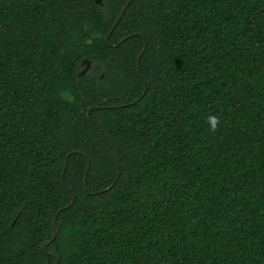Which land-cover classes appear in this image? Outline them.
Listing matches in <instances>:
<instances>
[{"label":"trees","instance_id":"trees-1","mask_svg":"<svg viewBox=\"0 0 264 264\" xmlns=\"http://www.w3.org/2000/svg\"><path fill=\"white\" fill-rule=\"evenodd\" d=\"M128 1L0 0V264H264V0Z\"/></svg>","mask_w":264,"mask_h":264},{"label":"water","instance_id":"water-1","mask_svg":"<svg viewBox=\"0 0 264 264\" xmlns=\"http://www.w3.org/2000/svg\"><path fill=\"white\" fill-rule=\"evenodd\" d=\"M94 1H95V3H96L98 6H103V4H104V0H94ZM132 1H133V0H129V1L124 5L123 9L121 10V12H120V14H119V16H118V18H117V21L115 22L114 26L112 27V29L110 30V32H109L108 35L106 36V41H107V42H108V40H109L111 34L113 33L114 29L116 28V26H117L118 23L121 21L123 15H124L125 12L127 11L128 7H129L130 4L132 3ZM135 35L142 36L141 34H132V35L127 36L126 38H124L122 41H126L128 38H131V37H133V36H135ZM142 37H143V36H142ZM146 47H147V42H144V50L146 49ZM142 55H143V52H142V53L140 54V56L138 57V70H139V71H140V60H141V56H142ZM82 66L84 67V69L82 70L81 75H84V74H86V73L89 71V69H90V67H91V63L86 59V60H84V61L82 62ZM140 76H141V78H142L141 71H140ZM143 84H144V92H143V94H145L146 91H147V85H146V83H145L144 80H143ZM98 109H104V108H103V107H90V108L88 109V111H87V115H88V117H89L90 120H91V117H90L91 112H92V111H95V110H98ZM99 132H100V134L103 136V138H104V140H105V142H106V144H107V146H108V148H109V151H110L112 157L114 158V160H115V162H116V164H117V166H118V168H119V170H120L119 163L117 162V160H116V158H115V155H114V153H113V151H112L110 145L108 144L107 138L104 136V134H103L102 131L99 130ZM74 153L79 154V152H74ZM68 157H69V156H67V158H68ZM66 168H67V161H66V163H65L64 170H63V175H62L63 179H64V177H65ZM89 168H90V160L88 159V167H87V171L89 170ZM87 171H86V173H87ZM119 172H120V171H119ZM86 180H87V179H86V174H85V178H84L85 188H87ZM75 198H76V197L74 196V197H73V201L75 200ZM73 201H72V202H73ZM61 211H62V209H60L58 213H60ZM57 215H58V214H57ZM57 215L55 216V219H54V221H53V232H54V234H53V238H52L49 242H46V243H44V244L42 245V249H43V251H45V252H47V246L49 245V243L52 242V241L57 237V232H58L57 227H56ZM47 253H48V252H47ZM54 257H55V259H56L55 264H58V263H59V257H58L56 254H54Z\"/></svg>","mask_w":264,"mask_h":264},{"label":"clouds","instance_id":"clouds-1","mask_svg":"<svg viewBox=\"0 0 264 264\" xmlns=\"http://www.w3.org/2000/svg\"><path fill=\"white\" fill-rule=\"evenodd\" d=\"M206 122L209 125V130L215 133L220 125V117L216 115L209 116Z\"/></svg>","mask_w":264,"mask_h":264}]
</instances>
